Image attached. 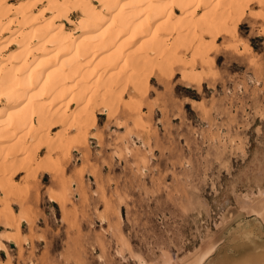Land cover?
<instances>
[{"label":"rangeland","instance_id":"1","mask_svg":"<svg viewBox=\"0 0 264 264\" xmlns=\"http://www.w3.org/2000/svg\"><path fill=\"white\" fill-rule=\"evenodd\" d=\"M260 21L243 19L250 49L225 43L201 89L154 77L140 126L99 114V139L55 154L57 180L23 183L13 205L28 218L22 235L0 219V242H15L0 264H195L209 250L202 264H264Z\"/></svg>","mask_w":264,"mask_h":264},{"label":"bare ground","instance_id":"2","mask_svg":"<svg viewBox=\"0 0 264 264\" xmlns=\"http://www.w3.org/2000/svg\"><path fill=\"white\" fill-rule=\"evenodd\" d=\"M247 16L264 26V0H0V219L6 228L22 235L27 215L18 220L13 205L27 204L19 201L20 187L48 171L57 170V180L55 154L69 156L73 147H88V136L98 138L99 114L137 119L140 126L154 77L170 84L180 74L201 89L225 43L247 52L240 43ZM10 235L5 240L12 242ZM0 249L6 251L2 242Z\"/></svg>","mask_w":264,"mask_h":264},{"label":"crops","instance_id":"3","mask_svg":"<svg viewBox=\"0 0 264 264\" xmlns=\"http://www.w3.org/2000/svg\"><path fill=\"white\" fill-rule=\"evenodd\" d=\"M49 172V171H48ZM48 172H43V174L40 176V177H44V176H47L49 173ZM14 210H15V207H14ZM22 226H23V223L21 225V230H22ZM11 243H15V242H10V241H7L6 244L3 242L4 244V247L6 248V251L5 250H2L0 249V257L3 258V255L6 254L7 252V247H9L11 245ZM9 249H13V248H8Z\"/></svg>","mask_w":264,"mask_h":264}]
</instances>
